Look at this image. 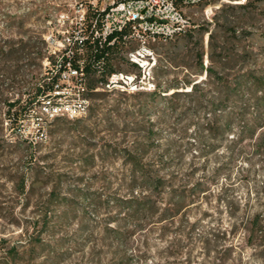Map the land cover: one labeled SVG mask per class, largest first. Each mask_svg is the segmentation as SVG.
<instances>
[{
    "label": "rangeland",
    "instance_id": "1",
    "mask_svg": "<svg viewBox=\"0 0 264 264\" xmlns=\"http://www.w3.org/2000/svg\"><path fill=\"white\" fill-rule=\"evenodd\" d=\"M89 1L0 0V43L6 37L19 39L39 34L45 39L50 36L53 44L46 55L54 56L52 51L61 55L71 29L80 32ZM208 1L210 4L205 8L200 3L180 7L190 25L211 23L222 4L244 3L245 0ZM110 2L98 0L91 5L101 9ZM159 5L155 7L158 16H166L170 25L174 23L172 13L168 10L160 13L161 1ZM158 16L155 21H166ZM255 22L263 32L264 3ZM206 42L207 36L205 49ZM139 45L138 41L131 40L122 56L126 50ZM145 46L153 52L156 64L159 60L166 64L157 41L147 39ZM254 49L253 65L264 76V48ZM49 66L43 59L42 69L27 70L23 76L26 87L20 85L18 77L4 97L15 100L22 94L26 98L32 93L28 83L44 74L45 67ZM118 69L127 71L129 67L121 63ZM154 69L155 66L148 76L141 78L137 90L126 92L127 95L153 92L157 79ZM174 76L170 74L159 81ZM178 77L182 78L183 73ZM71 87L62 92L63 106L76 101L72 97L79 87L76 91ZM97 91H105L112 99H119L121 93L115 88ZM251 99L245 101L249 107L243 116L238 110L232 111L230 131L215 134L217 140L210 139L213 133L204 132L205 141L200 147L195 142L194 127L190 125L182 135L177 129L184 122L176 124L175 116H169L159 127L162 143H172L165 157L181 165L177 185L184 184L181 179L185 177L189 178L188 188L199 182L205 190L168 221L115 216V209L111 204L106 206L105 201L110 195L126 193L124 187L119 188L120 163L106 159L104 163L98 160L93 167H81L79 154L88 148L76 141V119H50L52 110L43 107L45 101L40 99L18 126L10 127L4 122L0 125V264H264V243L257 225V221L260 224L264 221V117L254 121ZM48 106H60V99ZM5 110L0 103V113ZM60 115L67 116L63 108ZM242 117L255 128L252 137L241 134ZM148 119L143 122L155 124V109ZM128 121L133 122V117ZM131 124L117 133L119 137L124 136V145L128 147L140 141V137L136 138L140 134ZM108 134L104 131L99 135ZM22 141L24 145H16ZM26 146L30 147L28 155L22 151ZM143 158L155 164V147ZM32 181L34 188L30 186ZM93 199L100 201L99 209ZM109 217L116 219L110 226L118 225L127 233L136 226L142 227L126 235L124 243L119 244L103 235Z\"/></svg>",
    "mask_w": 264,
    "mask_h": 264
},
{
    "label": "trees",
    "instance_id": "2",
    "mask_svg": "<svg viewBox=\"0 0 264 264\" xmlns=\"http://www.w3.org/2000/svg\"><path fill=\"white\" fill-rule=\"evenodd\" d=\"M171 2L185 23L183 27L175 25L179 30L171 35L155 33V41L166 57V64L161 60L155 63L157 79L151 93L138 91L127 95L121 92L119 99H112L105 91H97L105 90L104 85L112 74H134L140 77V69L127 60L126 53L129 50L122 56L125 46L132 40L128 38L132 32L130 25L104 39L100 34L104 12L93 8L90 3L80 32L71 29L69 43L59 58L46 55L47 43L39 34L19 39L6 37L0 43V103L6 108L0 113V125L6 122L10 127L18 126L34 104L39 103L40 99L45 101L43 97H51L59 85L60 70L66 63L70 62L74 68H78L77 61H82L84 96L90 104L86 117L74 121L77 125L74 129L76 141L81 147L88 148V151L79 154V164L81 167H93L98 160L104 163L106 159L120 163L122 173L118 179L119 188L124 187L126 193L110 195L105 202L106 206H113L115 216L123 215L125 219L141 221L143 218L155 217V222L172 220L205 192L199 182L188 188L189 178L183 177L181 180L184 184L177 185L181 165L165 157L172 143L164 144L160 137L159 127L168 121L169 116L176 117V124L184 122L177 129L182 135L187 133L190 125L194 127L198 147L205 141L204 132L213 133L210 139L217 140L215 134L223 135L230 131L232 111L238 110L243 116L249 107L245 101L249 102L250 98V106L255 109L254 121L264 117V76L253 65L256 56L254 48H264V31H260L255 22L264 0L224 3L218 7L212 22L202 25H190L180 7L200 3L205 8L210 1ZM79 37L82 38L81 42ZM67 51H70L69 55ZM43 59L50 66L45 67L44 74L28 83L31 94L28 93L26 98L20 94L15 100L4 97L18 77L20 85L26 87L23 79L25 72L42 69ZM121 63L129 69L120 71L118 65ZM179 73H183L180 79ZM170 74L175 76L159 81V78ZM57 99L47 98V105ZM130 99L135 102H130ZM154 109L157 121L155 124L149 121L145 124L143 121L149 120L148 116ZM130 117L134 119L131 125L140 134L136 136L140 137V141H136L133 147L124 145V136H117V133L126 130ZM241 119V134L247 133L248 137H252L255 128L246 123L243 117ZM104 131L109 134L100 136ZM23 143L17 142L16 145L21 147ZM151 147H155V164L143 158ZM211 147L216 148L214 144ZM22 148L28 155L30 147ZM30 186L34 188V181ZM53 196L51 192L50 200ZM93 201L99 209L100 201ZM115 221L114 217L107 219L103 235L119 244L124 243L126 235L142 227L136 226L127 233L118 225L110 226ZM257 222L259 236L264 243V221L262 224Z\"/></svg>",
    "mask_w": 264,
    "mask_h": 264
},
{
    "label": "built area",
    "instance_id": "3",
    "mask_svg": "<svg viewBox=\"0 0 264 264\" xmlns=\"http://www.w3.org/2000/svg\"><path fill=\"white\" fill-rule=\"evenodd\" d=\"M160 1L162 5L161 9H163L160 13L164 10H168L173 15L174 23L171 25L168 23L166 16H158L159 12L155 7L160 6ZM186 1L193 2L194 0ZM97 2L98 0L89 1L92 5ZM98 10L104 12L100 33L104 39L107 35L113 32H119L124 26L130 25L132 32L128 38L136 40L140 44L137 48L131 49L126 53L127 60L140 69V77L134 74L114 73L108 78L107 83L104 85V89L112 90L115 88V90H119L120 92H133L138 89V82L141 78H145L146 75L148 76L149 70L155 66L154 54L145 46L147 39L155 40V33L171 35L173 32L179 30V27H175V25L183 27L185 20L174 9L171 0H111L108 6ZM157 16L162 19L164 18L166 21H155ZM78 39L79 42H81L82 38L79 37ZM45 41L47 43L48 53H50L49 47L53 44V39L48 36L45 38ZM68 43L69 39L67 41V44ZM58 52H60L59 49ZM69 53L70 51H67L66 54L69 55ZM52 54H54L56 58H59L56 51H52ZM77 64L78 68H74L70 62H67L65 67L60 70L59 85L56 86V90L52 93L51 97H43L45 98V105H43V107H49V109L52 110V117L50 119H55L57 117H64L71 120L79 119L85 117L88 112L90 102L84 96L85 76L83 72V63L79 60ZM58 66L57 64V67ZM71 86H73L74 91H76V87H79L77 89V94L72 97V99L77 101V108H70L71 116H62L60 115V108H63L62 98L64 95L62 92L71 89ZM47 98H59L60 106H48Z\"/></svg>",
    "mask_w": 264,
    "mask_h": 264
},
{
    "label": "bare ground",
    "instance_id": "4",
    "mask_svg": "<svg viewBox=\"0 0 264 264\" xmlns=\"http://www.w3.org/2000/svg\"><path fill=\"white\" fill-rule=\"evenodd\" d=\"M70 108H77V101H74L73 103L66 104L63 106V112L67 116H71V109Z\"/></svg>",
    "mask_w": 264,
    "mask_h": 264
}]
</instances>
